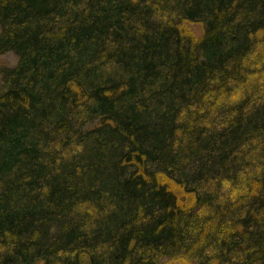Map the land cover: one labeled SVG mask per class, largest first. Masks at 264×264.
<instances>
[{"label":"trees","instance_id":"16d2710c","mask_svg":"<svg viewBox=\"0 0 264 264\" xmlns=\"http://www.w3.org/2000/svg\"><path fill=\"white\" fill-rule=\"evenodd\" d=\"M6 52L0 264H264V0H0Z\"/></svg>","mask_w":264,"mask_h":264},{"label":"rangeland","instance_id":"374dc122","mask_svg":"<svg viewBox=\"0 0 264 264\" xmlns=\"http://www.w3.org/2000/svg\"><path fill=\"white\" fill-rule=\"evenodd\" d=\"M187 29H189L193 35L197 38L201 37L203 29L202 25L198 23H188L185 25ZM17 63V57L13 52H6L0 54V66L13 67ZM162 264H180L172 261H166Z\"/></svg>","mask_w":264,"mask_h":264}]
</instances>
